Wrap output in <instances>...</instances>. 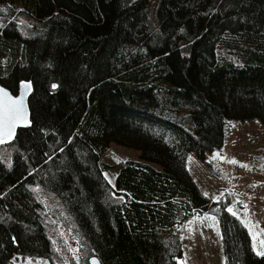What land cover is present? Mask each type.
<instances>
[{"label":"trees","instance_id":"obj_1","mask_svg":"<svg viewBox=\"0 0 264 264\" xmlns=\"http://www.w3.org/2000/svg\"><path fill=\"white\" fill-rule=\"evenodd\" d=\"M22 82L29 122L0 144V264L52 256L34 185L100 264H177L179 243L162 239L202 211L224 264H264L228 199L208 203L185 167L189 151L222 147L225 122L264 125V0H0V85ZM110 142L140 158L114 186Z\"/></svg>","mask_w":264,"mask_h":264},{"label":"rangeland","instance_id":"obj_2","mask_svg":"<svg viewBox=\"0 0 264 264\" xmlns=\"http://www.w3.org/2000/svg\"><path fill=\"white\" fill-rule=\"evenodd\" d=\"M155 1L150 5L152 10ZM19 29L25 33L29 22L18 16ZM5 165H10V151L0 146ZM100 158L111 167L103 172L114 186L115 176L126 160H139L135 148L110 142ZM230 161H235L232 163ZM156 169L161 167L150 163ZM185 167L198 191L208 203L228 199L227 210L248 230L253 251L261 252L264 240V125L257 117L246 121H227L223 126L220 149L205 151L202 156L189 151ZM42 208V220L52 246L50 259L15 254L14 264H86L90 257L81 247L73 224L60 201L38 186H32ZM175 235L163 237L170 245L177 240L181 258L177 264H224L223 247L217 217L202 211L194 214ZM261 255V254H258Z\"/></svg>","mask_w":264,"mask_h":264},{"label":"water","instance_id":"obj_3","mask_svg":"<svg viewBox=\"0 0 264 264\" xmlns=\"http://www.w3.org/2000/svg\"><path fill=\"white\" fill-rule=\"evenodd\" d=\"M31 91V86L29 82H22L19 85L18 92L16 94L11 93L8 89L0 85V111L4 109L5 106L9 105L11 101H23V109H24V119L17 121L16 126L11 135L4 138V142L0 144H4L10 141L12 136L14 135L16 129L26 125L29 122V109L27 105V99ZM6 94V95H5ZM100 264L99 260L96 257H92L89 260V264Z\"/></svg>","mask_w":264,"mask_h":264},{"label":"snow or ice","instance_id":"obj_4","mask_svg":"<svg viewBox=\"0 0 264 264\" xmlns=\"http://www.w3.org/2000/svg\"><path fill=\"white\" fill-rule=\"evenodd\" d=\"M6 95V94H5ZM24 119L23 101H11V103L0 111V143L4 142V138L11 135L17 121ZM235 163V161H230ZM262 251L258 254L264 255V240L260 241ZM95 264V262H93Z\"/></svg>","mask_w":264,"mask_h":264}]
</instances>
